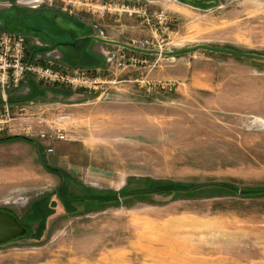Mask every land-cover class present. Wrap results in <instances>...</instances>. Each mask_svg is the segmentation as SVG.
I'll return each instance as SVG.
<instances>
[{
  "label": "rangeland",
  "instance_id": "rangeland-1",
  "mask_svg": "<svg viewBox=\"0 0 264 264\" xmlns=\"http://www.w3.org/2000/svg\"><path fill=\"white\" fill-rule=\"evenodd\" d=\"M134 5L131 15L61 12L78 39L57 48L61 62L96 80L72 86L85 91L74 103L65 105L48 87L31 96L30 85L0 95V136L27 135L41 141L45 155L53 147L50 167L66 176L58 193L61 177L41 166L32 146L0 144V210L27 227L0 245V264H264V195L241 191L264 190V60L205 49L163 53L204 44L264 56V0ZM9 9H0L5 24L18 20L19 9ZM89 22L106 39L147 40L144 49L153 52L98 42ZM55 130L65 139L39 136ZM146 177L227 182L239 191H158L118 205L85 200L127 183L126 190L143 188Z\"/></svg>",
  "mask_w": 264,
  "mask_h": 264
},
{
  "label": "built area",
  "instance_id": "built-area-1",
  "mask_svg": "<svg viewBox=\"0 0 264 264\" xmlns=\"http://www.w3.org/2000/svg\"><path fill=\"white\" fill-rule=\"evenodd\" d=\"M136 0H0V9L18 6L28 10L41 8L57 9L72 16H80L82 11L94 15H116L127 13L131 15L138 11L134 2ZM162 14H159V18ZM86 22L90 21L81 16ZM94 33L93 37L105 38L102 29L94 22H89ZM96 31V32H95ZM147 40L125 43L130 47L144 49ZM118 46V45H116ZM123 47V46H122ZM43 48L44 50H41ZM126 50L136 52L131 48ZM146 50V49H144ZM125 54L118 58L117 66H124ZM132 59V58H128ZM88 73V74H87ZM90 70L86 74L78 68H72L61 62V54L50 42L43 40L37 34L27 32H13L4 29L0 21V95H8V89L27 87L29 82H34L43 87L59 86L73 89L77 82H96ZM85 85V84H84ZM7 111V105L3 106ZM41 139H65L63 132L53 131V134H39ZM53 147L45 148L46 154H52Z\"/></svg>",
  "mask_w": 264,
  "mask_h": 264
},
{
  "label": "trees",
  "instance_id": "trees-1",
  "mask_svg": "<svg viewBox=\"0 0 264 264\" xmlns=\"http://www.w3.org/2000/svg\"><path fill=\"white\" fill-rule=\"evenodd\" d=\"M52 46L54 47L55 45L53 44V42L50 40ZM29 85L31 87V93H33V95L31 96H38V97H42L43 93L46 92L47 87H43L40 86L34 82H29ZM50 89H52V91L59 93L62 91H65L63 88L59 87V86H53L50 87ZM76 91V90H75ZM72 91L66 90V92L64 93H69ZM8 102L10 104L13 103H17L19 102L17 99H9ZM12 140H24L26 142L32 143L34 144V146L39 150L40 152V156H41V161L44 164V166L46 167L47 170L49 171H54L53 173L58 174V176L61 177V184L58 188V193L61 192V190H63L65 183H66V176H65V172L61 171V169L58 168H51L45 158L43 157V151L41 146L31 137L23 135V134H13V135H6V136H1L0 137V142H4V141H12ZM68 178V177H67ZM144 182L140 181L138 184H143V188H137V190H126V187L128 186V183L121 188L120 191H116L113 190L109 191L107 193L105 192H96V194H90L87 196V198H85L86 201H90V202H102V203H116V205L119 204V200L123 197H139L140 194H145V193H154V192H164V193H169V192H188V193H195V195L193 196H198L199 191L204 190V189H212L210 194H206V193H202L203 196H210V195H229V194H236L239 191V188H237L234 184L232 183H227V182H211L208 184H183V183H172L170 181H159L158 179H152L150 177H146L145 180H143ZM158 184V185H157ZM160 184H162V186H159ZM147 186L146 188H144V186ZM160 187V188H159ZM243 193L245 195H264V190H260V189H252V188H245L243 190ZM92 193V191H91ZM112 195V196H111ZM191 196V197H193ZM71 200V199H70ZM75 200V199H74ZM46 203V202H45ZM69 203V202H68ZM6 211V210H4ZM11 214L14 215L13 212L11 211H7ZM12 241V240H11Z\"/></svg>",
  "mask_w": 264,
  "mask_h": 264
},
{
  "label": "water",
  "instance_id": "water-1",
  "mask_svg": "<svg viewBox=\"0 0 264 264\" xmlns=\"http://www.w3.org/2000/svg\"><path fill=\"white\" fill-rule=\"evenodd\" d=\"M7 29L13 32H38L49 38L55 46H75L76 39L73 36V32L71 30H65L60 28L56 21L53 19H49L41 14H34L30 16H21L19 18V22L7 26ZM98 42L105 43V44H112V45H120L123 47L131 48L135 51L150 53L153 51L139 49L135 47H130L125 43H120L110 39H104L99 37H93ZM196 49H205V50H213V51H221L227 53H233L240 56L245 57H253L258 59H263L264 56L240 52L237 50L211 46V45H195L189 48L180 49V50H173L168 52H163L165 55L173 56L178 55L181 53L193 51ZM41 50H44L41 48ZM26 225L23 224L19 217L15 214H11L7 211L0 210V245L9 242L14 239H18L23 237L26 234Z\"/></svg>",
  "mask_w": 264,
  "mask_h": 264
},
{
  "label": "crops",
  "instance_id": "crops-1",
  "mask_svg": "<svg viewBox=\"0 0 264 264\" xmlns=\"http://www.w3.org/2000/svg\"><path fill=\"white\" fill-rule=\"evenodd\" d=\"M117 15H119V14H117ZM87 24V23H86ZM88 25V24H87ZM115 41V40H114ZM117 42H120V41H117ZM120 43H123V42H120ZM108 45H112V44H108ZM116 46V45H115ZM118 46H120V45H118ZM136 53H141V54H143L144 55V53L145 52H140V51H136ZM145 54H147V53H145ZM49 89H50V87H48ZM62 88V87H61ZM65 91H62V92H59V93H56V92H54V91H52V89H50L49 91H50V93H52L53 95H56V96H58V97H62V101H65L64 102V104L65 105H67V104H69V103H74L73 101H74V99L76 98V97H81L82 96V94H85V91H75V90H73V89H71V90H69V91H72V93L71 92H69V93H64V92H66V90L67 89H65V88H63ZM47 92V91H46ZM60 102V101H59ZM27 136V135H26ZM1 137V136H0ZM20 142H23V143H20ZM37 142V141H36ZM40 143H41V141H39ZM39 142H37L40 146H41V144L39 143ZM6 143H16V144H25V145H27L28 147H30V146H32L33 147V151H34V154H36V157H37V159H38V161H39V163L41 164V166L42 167H44V169H46V167L44 166V164L42 163V161H41V156H40V152H39V150L34 146V144H32V143H29V142H26V141H24V140H12V141H4V142H0V144H6ZM41 148H42V151H43V148L44 147H42L41 146ZM32 149V148H31ZM44 151H45V149H44ZM48 155H50V154H43V157L45 158V160H46V162H47V164L50 166V164H49V161H48V159H52V162H53V164L54 163H56L57 162V160H55L53 157H51L52 156V154L50 155V156H48ZM51 157V158H50ZM51 168H52V166H51ZM58 169H61V168H59L58 167ZM47 170V169H46ZM49 171V170H48ZM68 171V170H67ZM51 173H53L52 171H50ZM70 173V172H69ZM53 174H55L56 176H58V174H56V173H53ZM70 175L71 176H73L71 173H70ZM138 237V236H137ZM141 237V238H140ZM140 237H138V239H140V240H142V239H147V240H150V241H155V236L154 237H152V236H150V238L151 239H154V240H151V239H149V237L148 236H140ZM158 237H160V236H158ZM159 239V238H158Z\"/></svg>",
  "mask_w": 264,
  "mask_h": 264
},
{
  "label": "flooded vegetation",
  "instance_id": "flooded-vegetation-1",
  "mask_svg": "<svg viewBox=\"0 0 264 264\" xmlns=\"http://www.w3.org/2000/svg\"><path fill=\"white\" fill-rule=\"evenodd\" d=\"M9 9V8H8ZM11 9V11H14V10H17V9H19V8H16V7H12V8H10ZM9 9V10H10ZM19 13H18V20L17 21H15V22H10V23H6L5 24V22H2V25L4 26V25H6V26H9V25H12V24H15V23H18L19 22V18L21 17V16H30V15H34V14H41V15H43V16H45V17H47V18H49V19H53V20H55L56 21V23H57V25L60 27V28H62V29H65V30H69L68 29V27H65L62 23H61V20H62V17L61 16H63L62 14H61V12H63V11H60V10H57V9H50V8H41V9H38V10H35V11H33V10H28V9H19ZM16 13V12H15ZM63 13H65V12H63ZM59 19V20H58ZM58 20V21H57ZM34 33V32H33ZM33 33H31V34H33ZM34 34H36V33H34ZM73 36H74V34H73ZM74 38L76 39V44H75V46L78 44V42H77V38L74 36ZM51 43V42H50ZM69 46V45H68ZM75 46H71V47H75ZM54 47H56V48H59L60 46H54ZM26 233H27V228H26ZM26 235V234H25Z\"/></svg>",
  "mask_w": 264,
  "mask_h": 264
}]
</instances>
